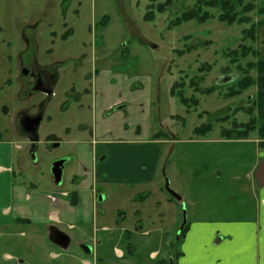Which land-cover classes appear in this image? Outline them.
<instances>
[{
    "label": "rangeland",
    "instance_id": "obj_1",
    "mask_svg": "<svg viewBox=\"0 0 264 264\" xmlns=\"http://www.w3.org/2000/svg\"><path fill=\"white\" fill-rule=\"evenodd\" d=\"M164 1L0 0L2 232L17 227L4 225L13 223L12 213L4 209L11 206L18 187H35L44 192L76 189L73 176H79L85 168L92 169L89 158L95 145H91V140L127 138L135 134L136 126L142 138L148 139L158 131L165 132L166 136L154 139L162 140V155L154 183L129 190L123 187L129 192L128 198L114 195L119 187L115 184L97 185L100 190L109 189L113 193L109 200L99 203V208L106 210V219L113 227H124L131 232L126 238L121 236L120 229L104 246L102 254L109 260L104 264H154L157 261L172 264L181 242L180 228L190 224L187 222L192 219L195 208L221 209L244 202L241 188L247 182L244 175L257 158L256 148L252 143H225L219 138L222 129L248 121L247 112L253 104L246 97L254 92V69L247 72L253 84L239 93L230 94L236 89L235 82L219 84L218 79L230 74L244 77L247 62H255L256 57L248 53L236 63H230L226 52L239 51L241 45L251 44L249 39L243 40L242 29L258 21L260 16L256 9L264 8V0H239L241 3L236 6L239 13L246 5L251 7L243 14L249 21L243 23H223L218 19L219 8L204 7L203 10L212 15L206 21L171 24L176 15L192 7L195 0H172L171 6L164 11L152 10L153 20L143 19L146 11L153 7H149L150 4L155 6ZM104 14L107 21L100 24L99 19ZM67 29H71L68 35L65 34ZM63 35H67L66 38ZM252 45L255 47V43ZM34 57L41 65L55 60L63 62L58 64L59 80L54 86V95L44 100L43 119L37 127L38 141L31 149L19 129L18 119L22 109L34 113L44 97L42 93L28 96L21 84V67ZM204 63L210 64L209 70L205 65L200 70ZM95 77L99 79L97 104L102 101L107 107L120 99L122 109H105L101 117L99 114L94 117L92 97L85 92L91 89ZM174 82L181 85L177 91L182 90L186 97H196L198 105L185 106L170 95ZM71 85L79 97L66 95ZM234 103L238 107L235 108ZM231 104L232 112L222 110ZM218 110L220 114L215 116L213 113ZM253 111L254 108L251 115ZM208 122L213 126L208 133L200 135L193 131L196 126ZM93 124L96 133L91 137ZM84 126L86 130L81 129ZM122 126L129 131L122 132ZM50 134L60 140L58 147L46 146ZM96 147L95 163L99 172L107 155L104 157L103 145ZM60 159L65 160L62 179L60 184H55L52 164ZM234 176L239 179L234 180ZM167 185L181 196V200L168 192ZM118 209L123 212V219L118 218ZM114 218L119 220L118 224L114 223ZM136 224H140V228H136ZM29 229L15 230L17 233L22 230L25 236L1 235L0 264H16L15 260L3 259L5 252L40 257L49 264L52 251L66 252L48 239H36ZM144 231L147 233L143 234ZM87 239L84 240L91 243ZM127 242L132 244V254H126ZM115 247L125 256H118ZM68 251L83 255L76 242H72ZM153 251L157 252V259L151 256Z\"/></svg>",
    "mask_w": 264,
    "mask_h": 264
},
{
    "label": "crops",
    "instance_id": "obj_2",
    "mask_svg": "<svg viewBox=\"0 0 264 264\" xmlns=\"http://www.w3.org/2000/svg\"><path fill=\"white\" fill-rule=\"evenodd\" d=\"M93 11L92 9V13ZM104 16L106 15H102V18ZM255 49V88L251 93V101L254 102L253 112L256 124L252 129L246 130L249 133L245 138H227L222 133L219 138L220 142L225 143H252L256 148L257 158L244 175L247 182L244 188H241V197L243 196L244 202L239 206H227L221 209L195 208L192 219L187 222L190 224L186 225L181 236L178 255L172 264H264V184L259 185L255 176L257 166L264 160V25L257 29ZM98 80L95 77L94 84L90 85L91 112L95 118L98 114L101 117L105 109H109L110 106L123 103L117 99L107 107L102 101L97 104ZM81 129L86 130V127H81ZM95 130L96 127L93 124L91 137L96 133ZM123 131H129V128L122 126ZM133 132L135 134L132 133L131 136L118 140L112 138H100L96 142L91 140V145L93 146V143L95 145V151L90 153L89 158L92 169L85 168L79 176H73L72 180L76 182L77 187L72 191L44 192L35 187L30 189L18 187L12 197L11 206L4 209L6 213H12L13 216V223L4 225L9 228L14 227L12 224H15L17 227L6 232L0 229V238L1 235L25 236L26 233L22 230L17 233V228H30V235L36 239L45 238L52 245H56L52 242L51 236L56 230H60L69 237L68 247L65 253L52 251L50 264H104L108 262L109 260L102 254L104 246L114 239L120 229L123 231L121 234L123 237L131 236V232L124 227L120 229L118 226L113 227L106 219L104 216L106 210L99 208V203L109 200L113 193L109 189L100 190L97 185L115 184L119 187L114 195L128 198L129 192L126 193L123 187L129 190L134 186L154 183L162 155V140H153L151 136L148 139L142 138L139 134V126H136ZM100 136L102 137L103 134ZM98 144L105 148L104 157L107 155V161L99 167V172L95 163L98 157L96 151ZM104 171L108 174L104 175ZM237 179H239L238 176H234V180ZM62 192H67L68 195L64 196ZM99 196H103V199H98ZM40 212L41 215H39ZM117 214L119 219L125 217L119 209ZM113 221L119 223L118 219L114 218ZM146 233L147 231L143 232V234ZM85 238H89L91 243L87 242L88 239L84 240ZM29 240L33 239L29 238ZM121 241L118 243L120 244ZM72 242L80 245L83 255L69 253ZM82 246H89L91 252L86 253ZM125 249L126 254H132L133 247L130 242L129 244L127 242ZM115 250L118 256H125L118 247H115ZM151 256L157 259V252L153 251ZM59 258H61L60 262H58ZM3 259L5 261L15 260L16 264H49V261L40 257L15 256L9 252L4 253Z\"/></svg>",
    "mask_w": 264,
    "mask_h": 264
},
{
    "label": "trees",
    "instance_id": "obj_3",
    "mask_svg": "<svg viewBox=\"0 0 264 264\" xmlns=\"http://www.w3.org/2000/svg\"><path fill=\"white\" fill-rule=\"evenodd\" d=\"M241 3V1L239 0H195L194 4L192 7L188 8V9H184L182 10L178 15H176L175 19H173L171 21V24H179L182 21H189V20H196V22L201 23L206 21L207 19L211 18L212 15L208 12L203 10L204 7L207 8H219L220 14L218 15V19L219 21L226 23V24H232L235 21H238V23H243V22H248L249 18L244 16L243 14L245 12H247L248 10H250V6L246 5L244 6V9L242 8L240 13L236 10V6L239 5ZM172 4V0H165L162 3H157L155 6L153 4H150V6H153L152 9H148V11H146V13L143 15V19L146 21H151L154 18V14H153V9H156L157 12H162L164 11L166 8H168L169 6H171ZM257 14H259L260 18L258 19V21H256L255 23L250 24V26L242 29V38L243 40L249 39L251 44L249 45H241L239 51L238 50H228L226 52V55L229 59L230 63H236L238 58H244L248 55V53L250 55L256 56V49L255 47L252 45L255 43L256 40V32L257 29L261 26L264 25V8L262 7H257L256 9ZM242 14V15H241ZM107 16H104L99 22L100 24H105L106 23V18ZM67 33L70 34L71 33V29H67L65 34ZM67 35H63L64 38H66ZM190 50V49H188ZM205 65L206 69L208 68V70L210 69V64L208 63H204L202 65V67L200 68V70L203 69V66ZM255 67V62L253 61H249L247 62L246 66H245V71L246 74L244 77H236V79H234L232 82H235V86L236 89H232L231 93L229 91L230 94H235V93H239L240 91L246 89L248 86L252 85L254 80L252 79V77L247 73L250 71V69H254ZM239 69H241L242 67H240V65L238 66ZM248 74V75H247ZM200 79H202V77H200ZM192 83V87L193 88H197L196 83L195 82H191ZM180 83L178 82H174L173 85L170 88V95L175 96L176 98H178V100L185 106H197L198 105V99L194 96H190V97H186L183 94L182 90H176L178 87H180ZM206 93H210V90L207 91L206 89L203 90ZM252 104H254V102L252 101ZM252 108H254V106H252ZM252 108L250 111L247 112V114L250 115L248 121H246L245 123H239L238 125H235L236 123H234V125L229 128V129H222L221 133L222 135L226 136L227 138H233V139H240V138H245L247 137L249 131H246L247 129H252L254 127V125L256 124V119L254 115L252 114ZM176 117V116H175ZM178 117V116H177ZM223 120H226L227 117H222ZM212 124L211 123H202L198 126H196L193 131L195 133H198L200 135H204L206 133H208L211 129H212ZM165 132L163 131H158L154 134H152V139H160L161 137H164ZM185 227L180 231L179 236L181 237L183 232L185 231ZM129 244V243H128ZM127 247H129L127 245ZM162 261H157L154 264H161Z\"/></svg>",
    "mask_w": 264,
    "mask_h": 264
},
{
    "label": "flooded vegetation",
    "instance_id": "obj_4",
    "mask_svg": "<svg viewBox=\"0 0 264 264\" xmlns=\"http://www.w3.org/2000/svg\"><path fill=\"white\" fill-rule=\"evenodd\" d=\"M62 62L63 61L55 60V61H50L47 64H42L41 65V64H38L36 58L34 57L29 64L22 65V67H21V73H22V76H23V81H22L21 84H22V87H23L24 91L26 92V94L28 96H31V95H33L35 93H42L44 95V97L42 98L41 102L38 103L37 109H36V111L34 113H28L27 111L22 109L20 111V116H19V119H18L19 129H20L22 135L31 144V149L34 148V146L36 145V143L38 141L37 129L31 130L29 124H27V123H28V121L30 119H32L34 117H37L39 115H41L42 119H43L44 100H46L47 98L51 97L53 95V93H54V90H53L54 86L59 80L58 70H59L60 66L58 64L62 63ZM83 90L86 91V89H83ZM90 92L91 91L88 90L85 93L87 95H89ZM66 95H68L69 97H75V98L80 96V94L76 90H74V87L72 85L66 91ZM246 99L249 101L251 99V95L247 96ZM235 105H237V103H234L233 106L235 108L238 107V106H235ZM231 106H232V104L228 105V107H224V109H222V110H226V111H229V112L231 111L232 112L234 109H232ZM121 107L122 106H119L117 104V105L110 106L108 110H113L114 108H118L119 109ZM213 114L214 115L216 114L215 116H217L218 114H220V110L216 111ZM216 118L217 117H215V119ZM55 143H58V145L55 146L54 145ZM59 145H60V140L57 139L53 134H50L48 136V139H46V146L48 148L58 147ZM60 160H64V159H60ZM64 163H65V160L63 162V165H64ZM62 169H63V166H62ZM61 179H62V176H61ZM61 194L64 195V196L68 195L67 192H62ZM101 198L103 199V196H99L98 197V199H101ZM20 223H31V222H20ZM135 226H136V228H138V226H140V224H136ZM184 226L185 225H183L181 230L184 228ZM126 238H128L127 235H126Z\"/></svg>",
    "mask_w": 264,
    "mask_h": 264
},
{
    "label": "water",
    "instance_id": "obj_5",
    "mask_svg": "<svg viewBox=\"0 0 264 264\" xmlns=\"http://www.w3.org/2000/svg\"><path fill=\"white\" fill-rule=\"evenodd\" d=\"M235 77H236L235 75H231V74L228 76L226 75V76L220 77L218 79V83L219 84L230 83L231 81L235 79ZM41 119H42V116L39 115L37 117L30 119L27 124H29L31 130H35L39 126ZM54 145L57 146L58 143H55ZM63 162L64 160H57L52 164V175H53V178L56 184H59L61 182ZM255 176L258 180V184L263 185L264 184V160H262L257 166ZM166 187L172 196H174L177 200L181 199V196L177 194L175 191L171 190L168 187V185ZM51 240L54 244L60 246L61 248H66L69 243V237L60 230H56L54 232V234L51 236ZM82 248L86 253L91 252V248L89 246H82Z\"/></svg>",
    "mask_w": 264,
    "mask_h": 264
}]
</instances>
